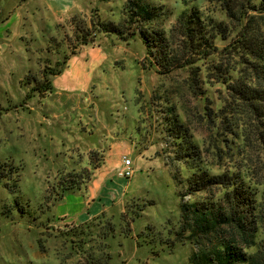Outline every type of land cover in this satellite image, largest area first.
I'll list each match as a JSON object with an SVG mask.
<instances>
[{"label": "rangeland", "instance_id": "rangeland-1", "mask_svg": "<svg viewBox=\"0 0 264 264\" xmlns=\"http://www.w3.org/2000/svg\"><path fill=\"white\" fill-rule=\"evenodd\" d=\"M195 16L199 34L209 32L201 45L181 21ZM100 21L123 33L99 31ZM78 25L96 32L79 50L98 47L106 58L61 104L28 81L78 46ZM143 33L161 37L162 65ZM254 49L264 51V0H0V162L18 170L0 182V264H194L200 246L173 232L189 170L168 129L177 114L212 171L243 167L264 182V117L228 87L264 83ZM60 109L70 112L64 122L53 116ZM124 157L130 178L119 175ZM103 160L122 197L90 222L56 219L61 185L78 176L84 190Z\"/></svg>", "mask_w": 264, "mask_h": 264}, {"label": "trees", "instance_id": "trees-1", "mask_svg": "<svg viewBox=\"0 0 264 264\" xmlns=\"http://www.w3.org/2000/svg\"><path fill=\"white\" fill-rule=\"evenodd\" d=\"M140 9L139 20L146 22L148 12L145 8ZM181 21L191 42L198 41V45H201L202 39L208 37L206 35L209 32L199 34L201 29L197 28L200 25L198 16ZM193 22L195 27L190 26ZM99 31L119 35L123 33L120 26L113 21H100ZM220 31L224 32L225 28L221 27ZM75 32L78 46L71 48L58 68L44 69L41 80L28 81V84L35 81L32 91L40 94L52 91L54 85L50 76L61 74L68 59L78 53V47L93 43V35H96L88 26L78 25ZM143 34L148 51L157 57L161 37L158 34ZM251 52L264 66V51L254 49ZM157 59L162 65L161 59ZM228 87L253 113L264 117V83L255 85L234 81L229 82ZM32 93L28 92L27 97H32ZM168 132L174 139L176 159L189 170L185 177V191L181 192L179 228L173 232L177 240L187 239L200 246L198 253L193 257L194 264H264V182H255L249 170L243 167L226 166L220 172L212 171L203 160V151L199 144L192 139L188 128L177 114L173 116ZM6 165L9 163L0 162V182L3 179L9 181L13 172L18 173V170H14L16 166L9 165L6 174ZM99 166V163L93 162V169ZM92 173L93 171H90L89 179ZM77 178H70L67 183L61 185L62 189L56 202L61 200L66 192L80 188ZM5 183L6 187L14 192L10 184ZM186 195L190 196L188 200L184 199ZM144 209L141 206L134 210L133 221L141 216Z\"/></svg>", "mask_w": 264, "mask_h": 264}, {"label": "crops", "instance_id": "crops-1", "mask_svg": "<svg viewBox=\"0 0 264 264\" xmlns=\"http://www.w3.org/2000/svg\"><path fill=\"white\" fill-rule=\"evenodd\" d=\"M45 8L46 10L49 9L48 7ZM35 9H39V7ZM51 13L53 16H57L56 12ZM15 14L17 18L20 17L18 11ZM10 18H12V16H10ZM90 55L95 57V59H86V57H90ZM105 58L106 54L102 52L101 48L92 46L86 49L82 47L78 50L77 54L72 55L68 59L64 71L59 75H55L54 78L52 77L54 88L46 97L50 94H54L61 104H66L71 100L72 93L70 92L76 88L84 89L87 87L92 77L90 73L93 72L97 66L101 65L105 61ZM71 108L73 110V106ZM66 113L69 114L70 112H68V110L61 111L60 109L59 112L56 111L53 116L57 119L61 117V122H64V115ZM49 116L50 115L44 116V118L49 120ZM117 142H123V140ZM106 165L107 161L103 160L102 164L93 170L90 181L84 190L79 188L74 191L66 192L63 198L55 203L54 212L56 214V219L78 225L87 223L94 217L104 214L111 208L112 203H117V200L125 193L126 187H124L121 193L117 190L116 186L112 184L111 176L107 168L108 166ZM113 190L117 191L115 192Z\"/></svg>", "mask_w": 264, "mask_h": 264}, {"label": "built area", "instance_id": "built-area-1", "mask_svg": "<svg viewBox=\"0 0 264 264\" xmlns=\"http://www.w3.org/2000/svg\"><path fill=\"white\" fill-rule=\"evenodd\" d=\"M135 173V166L130 157H124L122 167L119 170V175L125 178H130Z\"/></svg>", "mask_w": 264, "mask_h": 264}]
</instances>
